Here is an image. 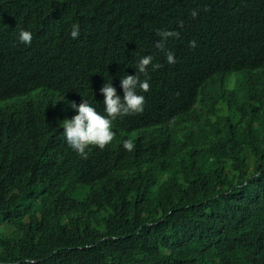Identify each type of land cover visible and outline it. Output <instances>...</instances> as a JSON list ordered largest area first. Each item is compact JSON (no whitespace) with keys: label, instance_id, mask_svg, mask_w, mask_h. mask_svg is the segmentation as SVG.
<instances>
[{"label":"trees","instance_id":"1","mask_svg":"<svg viewBox=\"0 0 264 264\" xmlns=\"http://www.w3.org/2000/svg\"><path fill=\"white\" fill-rule=\"evenodd\" d=\"M175 2L191 15L192 9ZM164 4L69 0L51 10L13 11L0 0V49L29 29L33 49L48 62L69 59L76 83L41 85L47 88L39 100L16 109L12 124L0 114V264H264L263 98L252 99L238 116L216 118L225 136H209L198 151L177 146V134L168 131L175 129L166 126L200 105L194 93L183 92L170 98L150 93V106L132 131L116 121L112 142L87 150V159L66 143L61 124L78 114L70 103L96 102L97 85L108 82V68L124 64L126 50L133 57L149 55V37L188 19L177 11L164 14ZM225 6L238 14L243 32L234 41L233 60L264 67L259 18L240 0ZM86 21L94 25L89 41L81 27ZM73 24L79 25L77 39L70 36ZM220 38L204 36L200 52ZM94 59L101 60L88 68ZM157 74L151 69L150 79ZM200 80V86L220 87L216 79ZM222 88L221 101L236 111L250 77ZM103 99L95 107L101 115ZM198 123L180 132L192 134ZM144 125L147 137L131 152L121 148Z\"/></svg>","mask_w":264,"mask_h":264},{"label":"clouds","instance_id":"2","mask_svg":"<svg viewBox=\"0 0 264 264\" xmlns=\"http://www.w3.org/2000/svg\"><path fill=\"white\" fill-rule=\"evenodd\" d=\"M69 0H2V3L15 7L13 11H29L33 9L49 10L58 8ZM182 5L192 9L191 15H185L175 0H167V5H162L164 14L177 11L188 19L180 20L176 26L161 28L154 37H149L151 51L149 55L133 57L131 51L124 53V64L117 67L116 71L108 68L106 78L108 82L98 84L96 102L78 100L71 102L69 107L78 113L71 120L62 122L63 135L68 146L82 159L88 158V151L92 147L103 150L114 139V123L124 121V127L132 131L139 123V118L148 103V95L157 93L162 96L194 93L196 103L192 110H184L183 120L179 123L167 122L166 126L172 135L177 134L175 144L184 150L198 151L202 143L209 137L220 133L225 136V130L215 123L219 117L238 116L248 108L247 104L254 99H264V67L248 68L243 62H236L232 54L237 50L234 41L243 36L239 31L240 17L234 11L228 12L224 7L226 0H211L208 7L200 0H178ZM249 13H254L259 18L264 29V0H240ZM25 7V8H23ZM193 17V18H192ZM230 19L222 30L225 21ZM88 29L85 39L89 41L90 29H94L91 21L81 24ZM222 30V31H221ZM80 35L79 25L73 24L70 36L77 39ZM210 39L221 36L222 38L214 47L205 52H200L202 38ZM33 33L31 30L21 29L13 44L0 49V114L6 116L13 123L14 111L26 107L39 100L45 88L41 85L58 81L62 85L73 83L71 63L69 59L61 57L57 62H48L46 56L38 54L33 49ZM101 59H94L88 68ZM243 66H246L244 69ZM156 70L157 76L150 79V70ZM139 74H143L141 76ZM247 74L250 77V88L247 94L240 98V107L234 111L225 106L221 96L225 85L232 87L239 84L241 77ZM259 75V76H258ZM206 78L216 79L220 87L208 85L200 86L201 80ZM41 87V88H39ZM196 87V88H195ZM195 88V89H194ZM194 89V90H193ZM48 90V89H47ZM54 90V89H53ZM192 90V91H190ZM230 91L238 89L230 88ZM57 93V90L55 88ZM85 92L88 91L85 88ZM186 92V93H185ZM105 115L95 109L102 102ZM50 98V93L46 94ZM204 101L201 103V100ZM77 105H76V104ZM213 112V114H210ZM12 114V119H11ZM199 121L192 134H182V128L193 122ZM192 127V126H190ZM142 134H136L134 141L125 140L121 148L131 152L138 141L147 137V126H143ZM169 133V132H167ZM179 148V147H178Z\"/></svg>","mask_w":264,"mask_h":264},{"label":"bare ground","instance_id":"3","mask_svg":"<svg viewBox=\"0 0 264 264\" xmlns=\"http://www.w3.org/2000/svg\"><path fill=\"white\" fill-rule=\"evenodd\" d=\"M68 96V95H67ZM76 104V103H75Z\"/></svg>","mask_w":264,"mask_h":264}]
</instances>
